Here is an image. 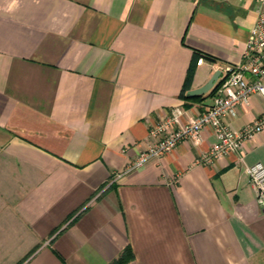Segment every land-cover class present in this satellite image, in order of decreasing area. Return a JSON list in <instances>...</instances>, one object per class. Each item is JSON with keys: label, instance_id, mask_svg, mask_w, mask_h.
Segmentation results:
<instances>
[{"label": "crops", "instance_id": "crops-1", "mask_svg": "<svg viewBox=\"0 0 264 264\" xmlns=\"http://www.w3.org/2000/svg\"><path fill=\"white\" fill-rule=\"evenodd\" d=\"M257 8L0 0V264H264L246 174L264 164V129L206 163L208 127L124 174L173 110L183 125L208 110L213 95L189 92L242 63ZM263 111L254 94L226 123L241 131Z\"/></svg>", "mask_w": 264, "mask_h": 264}, {"label": "built area", "instance_id": "built-area-1", "mask_svg": "<svg viewBox=\"0 0 264 264\" xmlns=\"http://www.w3.org/2000/svg\"><path fill=\"white\" fill-rule=\"evenodd\" d=\"M257 2V19L247 42L243 61L222 69L223 76L215 86L213 101L208 110L190 116L185 125L183 118L186 117V112L182 108L173 110L170 116L153 126L151 134L156 141L139 154L124 174H131L151 162L160 161L183 140L199 139L201 132L208 127L213 130L217 142L213 145L211 154L205 158L206 163L237 152L245 142L252 140L257 132L264 129V111L241 131L233 130L226 123L229 117L238 116L240 108L250 103L252 95L258 94L264 100V0ZM203 61L200 58L198 64L201 65ZM246 174L256 191L258 205L264 208V164L259 162L248 166Z\"/></svg>", "mask_w": 264, "mask_h": 264}, {"label": "water", "instance_id": "water-1", "mask_svg": "<svg viewBox=\"0 0 264 264\" xmlns=\"http://www.w3.org/2000/svg\"><path fill=\"white\" fill-rule=\"evenodd\" d=\"M222 75V71H217L212 78L208 81L207 84H205L203 87L192 90L189 92L190 96H200V95H205L211 92L216 84L218 83L220 77Z\"/></svg>", "mask_w": 264, "mask_h": 264}, {"label": "trees", "instance_id": "trees-1", "mask_svg": "<svg viewBox=\"0 0 264 264\" xmlns=\"http://www.w3.org/2000/svg\"><path fill=\"white\" fill-rule=\"evenodd\" d=\"M216 88H214L211 92H209L210 95H214Z\"/></svg>", "mask_w": 264, "mask_h": 264}]
</instances>
